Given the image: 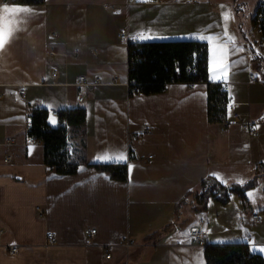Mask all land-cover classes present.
Returning <instances> with one entry per match:
<instances>
[{
    "label": "crops",
    "instance_id": "0c3cea01",
    "mask_svg": "<svg viewBox=\"0 0 264 264\" xmlns=\"http://www.w3.org/2000/svg\"><path fill=\"white\" fill-rule=\"evenodd\" d=\"M15 8L34 11H5ZM122 26L152 37L139 41L208 42L210 80L226 85L244 119L264 116V38L252 21L244 24L239 0H0V28L17 29L0 49V264H207L205 245L190 237L200 218L206 243L247 242L264 257V220L251 216L264 209V176L246 199L210 198L202 210L191 198L182 201L209 176L247 182L264 162V122L260 136L231 112L211 123L205 82L131 95L128 44L117 36ZM79 75L102 83L77 85ZM76 106L87 109L85 162L75 174H60L45 163L44 144L27 140L30 111ZM50 120L57 124L56 116ZM80 139L70 135L74 155ZM123 162L126 181L90 165ZM89 226L97 228L93 238L84 233Z\"/></svg>",
    "mask_w": 264,
    "mask_h": 264
},
{
    "label": "trees",
    "instance_id": "16d2710c",
    "mask_svg": "<svg viewBox=\"0 0 264 264\" xmlns=\"http://www.w3.org/2000/svg\"><path fill=\"white\" fill-rule=\"evenodd\" d=\"M9 3L40 4L45 0H4ZM264 38V2H260L251 18ZM129 50L128 83L131 95H150L166 92L172 83H185L189 87L199 82L207 84L208 117L211 123H223L227 119L229 91L220 81L209 78V45L200 39H162L131 43ZM178 66V69L176 68ZM51 111L35 107L30 111L28 135L44 144L45 163L55 167L60 174H75L79 165L85 162V124L87 109L82 106L60 109L53 124ZM71 130H73L71 132ZM73 132L81 134L80 153L74 155L69 148ZM98 170L105 171L116 180L128 179V163H91ZM264 176V162L245 183H222L214 176L204 179L197 191H190L182 200L191 201L195 209L207 207L214 198L227 203L233 193L246 199L248 189L255 187ZM204 255L207 264H264V257L252 252L247 242L206 243Z\"/></svg>",
    "mask_w": 264,
    "mask_h": 264
},
{
    "label": "built area",
    "instance_id": "2783aa9c",
    "mask_svg": "<svg viewBox=\"0 0 264 264\" xmlns=\"http://www.w3.org/2000/svg\"><path fill=\"white\" fill-rule=\"evenodd\" d=\"M187 1H190V2H193L195 0H187ZM55 34V33H54ZM117 36L118 38L127 43L128 46L129 44L131 43H137L139 42L138 39H135V37L137 36V34L135 33H132L129 31L128 27L126 26H122L119 28L118 30V33H117ZM56 51L55 50H51V53H55ZM178 69V66L176 67ZM53 76H56L57 75V71H54L52 73ZM251 76L253 77L254 75L251 74ZM116 80H114L115 82ZM102 83V80L101 78L99 77H94V78H91L87 75H79L77 77V80H76V84L77 85H80V86H95V85H98V84H101ZM129 85V83H128ZM84 96H81L79 98V100H83ZM237 106H238V102L234 101L233 98L229 95V100H228V112H231L233 117L239 121L240 125L245 129L247 130L250 134H253L255 136H260L261 135V132L258 128V125L262 122H264V116H262L259 120H256V121H252V120H246L243 118L241 112H239L237 110ZM60 114V110H52L51 111V115L53 116H56L58 117ZM59 124H63V121L62 120H59L58 121ZM147 132V131H146ZM27 140L28 141H31V140H34V138L30 135L27 136ZM12 140L11 139H8L6 141V143H11ZM152 155H150L151 157ZM9 157L5 158V161H8ZM37 210L39 211L40 215L43 216L45 213L43 211V209L38 206L37 207ZM252 218L258 222H261L264 220V209L263 210H258V211H253L252 214H251ZM204 222V219L203 218H200L199 219V223L200 225H197L195 226L194 228H192L191 230V234H190V237H191V242L193 244H197V245H205L206 244V239H205V229L201 226V224ZM1 232V231H0ZM84 233L87 237L89 238H93L96 233H97V228L96 227H86L84 229ZM47 238H48V242L51 243V244H54L57 242V237L56 235L54 234V232L52 231H49L47 233ZM127 238L126 237H122L120 238L119 240V243L121 245H126L128 246L129 243L127 242ZM18 250V246L16 245H12L10 247V252L11 253H16ZM105 256L107 258H111L112 257V251L110 250L109 247H106L105 248Z\"/></svg>",
    "mask_w": 264,
    "mask_h": 264
},
{
    "label": "snow or ice",
    "instance_id": "6c2138e0",
    "mask_svg": "<svg viewBox=\"0 0 264 264\" xmlns=\"http://www.w3.org/2000/svg\"><path fill=\"white\" fill-rule=\"evenodd\" d=\"M143 2V0H142ZM5 11H11L13 13H24V14H28L31 15L33 13L34 10L30 9V8H15V9H5ZM17 30L16 28H12L9 27L7 28V31H5L3 28H0V49H2L11 39L14 31ZM147 38H152V37H145L143 36V34H138L135 39H147ZM197 38H204V39H208L207 37H197ZM217 39H219V37H217ZM230 65H225L224 68L222 69V71L224 72L225 76L222 78H226L227 75V68ZM115 159V157L113 158ZM214 175H218V174H214ZM251 195V194H249ZM253 250H257V249H253ZM261 251H264V249H259Z\"/></svg>",
    "mask_w": 264,
    "mask_h": 264
},
{
    "label": "rangeland",
    "instance_id": "374dc122",
    "mask_svg": "<svg viewBox=\"0 0 264 264\" xmlns=\"http://www.w3.org/2000/svg\"><path fill=\"white\" fill-rule=\"evenodd\" d=\"M258 3H259L258 0H239L240 13L245 25H247V23L251 21V18L255 12ZM256 28H252V29H256ZM257 36H258V32L257 35L255 34L253 36V38L257 39ZM260 51L261 54L264 55V43H263V47H260ZM124 264H130V262L125 261Z\"/></svg>",
    "mask_w": 264,
    "mask_h": 264
}]
</instances>
